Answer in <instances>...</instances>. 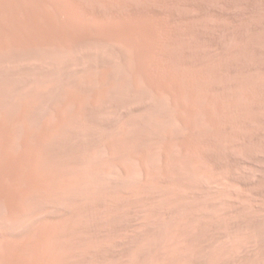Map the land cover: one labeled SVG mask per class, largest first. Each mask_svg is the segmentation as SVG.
Listing matches in <instances>:
<instances>
[{"label":"rangeland","instance_id":"1","mask_svg":"<svg viewBox=\"0 0 264 264\" xmlns=\"http://www.w3.org/2000/svg\"><path fill=\"white\" fill-rule=\"evenodd\" d=\"M198 1L0 0V264H264V0Z\"/></svg>","mask_w":264,"mask_h":264},{"label":"bare ground","instance_id":"2","mask_svg":"<svg viewBox=\"0 0 264 264\" xmlns=\"http://www.w3.org/2000/svg\"><path fill=\"white\" fill-rule=\"evenodd\" d=\"M35 1H36V0H35ZM110 1H111V0H110ZM114 1H115V0H114ZM116 1H117V0H116ZM200 1H202V0H199L198 2H200ZM214 1H215V0H214ZM216 1H217V0H216ZM219 1H220V0H219ZM221 1H222V0H221ZM247 1H248V0H247ZM141 2H142V1H141ZM145 2H146V0H145ZM145 2H144V3H145ZM147 2H148V1H147ZM147 2H146V4H147ZM183 2H184V1H183ZM210 2H211V1H210ZM212 2H213V1H212ZM212 2H211V3H212ZM224 2H227V1H224ZM229 2H230V1H229ZM233 2H234V1H233ZM108 3H109V2H108ZM112 3H113V2H112ZM139 3H140V2H139ZM175 3H176V2H175ZM189 3H190V2H189ZM201 3H202V2H201ZM204 3H205V2H204ZM215 3H216V2H215ZM231 3H232V2H231ZM6 4H7V3H6ZM109 4H111V3H109ZM115 4H116V2H115ZM115 4H113V5H115ZM141 4H142V3H141ZM141 4H140V5H141ZM185 4H186V3H185ZM205 4H206V3H205ZM212 4H213V3H212ZM225 4H227V3H225ZM118 5H119V4H118ZM152 5H154V4H152ZM189 5H190V4H189ZM230 5H231V4H230ZM3 6H4V5H3ZM18 6H19V5H18ZM122 6H123V5H121V7H122ZM133 6H134V5H133ZM144 6H145V5H144ZM148 6H149V5H148ZM155 6H156V5H155ZM168 6H169V5H168ZM199 6H200V5H199ZM202 6H203V3H202ZM205 6H206V5H205ZM216 6H217V5H216ZM219 6H222V5H219ZM20 7H21V5H20ZM119 7H120V6H119ZM135 7H136V6H135ZM140 7H141V6H140ZM186 7H187V6H186ZM207 7H208V6H207ZM6 8H7V7H6ZM133 8H134V7H133ZM148 8H149V7H148ZM154 8H155V7H154ZM163 8H164V7H163ZM168 8H169V7H168ZM192 8H193V6H192ZM199 8H200V7H199ZM205 8H206V7H205ZM224 8H225V7H224ZM9 9H10V8H9ZM145 9H146V8H143L142 10L145 11ZM155 9H156V8H155ZM159 9H160V8H159ZM170 9H171V8H170ZM190 9H191V8H190ZM203 9H204V8H203ZM213 9H214V8H213ZM222 9H223V8H222ZM10 10H11V9H10ZM137 10H138V9H137ZM166 10H167V9H166ZM178 10H179V9H178ZM194 10H196V9L194 8ZM206 10H207V9H206ZM215 10H217V9L215 8ZM225 10H226V9H225ZM12 11H13V10H12ZM146 11H150V10H146ZM153 11H154V10H153ZM153 11H150V12H152V13L149 12V15H150V14H151V15H154ZM167 11H168V10H167ZM213 11H214V10H213ZM158 12H159V11H158ZM161 12H163V11L161 10ZM170 12H171V10H170ZM219 12H220V10H219ZM139 13H140V12H139ZM141 13H142V12H141ZM208 13H209V12H208ZM221 13H222V12H221ZM145 14H146V13H145ZM165 14H166V13H165ZM175 14H176V13H175ZM215 14H216V13H215ZM215 14H214V15H215ZM131 15H132V14H131ZM143 15H144V14H143ZM151 15H150V17H152ZM156 15H157V13H156ZM219 15H220V13H219ZM234 15H235V14H234ZM161 16H162V15H161ZM167 16H169V15H167ZM223 16H225V15H223ZM232 16H233V15H232ZM232 16H231V17H232ZM237 16H238V15H237ZM45 17H46V16H45ZM55 17H56V16H55ZM55 17H54V20L56 19ZM142 17H143V16H142ZM154 17H155V16H154ZM156 17H157V16H156ZM217 17H218V16H217ZM239 17H240V16H239ZM136 18H137V17H136ZM160 18H162V17H160ZM166 18H167V17H166ZM180 18H181V17H180ZM180 18H179V19H180ZM182 18H183V17H182ZM224 18H225V17H224ZM241 18H242V17H241ZM129 19H130V18H129ZM134 19H135V18H134ZM153 19H154V18H153ZM48 20H50V19H48ZM131 20H132V19H131ZM142 20H143V19H142ZM142 20H141V21H142ZM148 20H149V19H148ZM194 20H196V19H194ZM218 20H219V19H218ZM45 21H46V20H45ZM52 21H53V19H52ZM113 21H114V20H113ZM133 21H134V20H133ZM150 21H151V20H150ZM160 21H161V20H160ZM47 22H48V21H47ZM47 22H46V23H47ZM50 22H51V21H50ZM144 22H145V21H144ZM152 22H153V21H152ZM155 22H156V20H155ZM186 22H187V21H186ZM195 22H196V21H195ZM220 22H221V21H220ZM46 23H44V24H46ZM51 23H52V22H51ZM141 23H142V22H141ZM158 23H159V21H158ZM175 23H176V22H175ZM189 23H190V22H189ZM196 23H198V22H196ZM224 23H225V22H224ZM245 23H246V22H245ZM26 24H27V23H26ZM132 24H133V23H132ZM151 24H152V23H151ZM160 24H161V23H160ZM178 24H179V23H178ZM192 24H193V23H192ZM220 24H222V23H220ZM228 24H229V23H228ZM40 25H41V24H40ZM56 25H57V24H56ZM141 25H142V24H141ZM144 25H145V24H144ZM155 25H156V24H155ZM157 25H158V24H157ZM161 25H162V24H161ZM166 25H167V24H166ZM187 25H188V24H187ZM229 25H230V24H229ZM237 25H238V24H237ZM243 25H244V24H243ZM245 25H246V24H245ZM247 25H248V24H247ZM250 25H251V24H250ZM44 26H45V25H44ZM110 26H111V25H110ZM112 26H113V24H112ZM116 26H117V24H116ZM131 26H132V25H131ZM138 26H139V25H138ZM193 26H194V25H193ZM196 26H198V25H196ZM199 26H200V25H199ZM217 26H218V25H217ZM221 26H222V25H221ZM224 26H225V25H224ZM239 26H240V25H239ZM66 27H67V26H65V28H66ZM142 27H143V26H142ZM148 27H151V26L149 25ZM159 27H160V26H159ZM159 27L157 26V28H159ZM161 27H162V26H161ZM219 27H220V26H219ZM229 27H230V26H229ZM245 27H246V26H245ZM36 28H38V27H36ZM36 28H35V29H36ZM41 28H42V27H41ZM44 28H45V27H44ZM46 28H47V27H46ZM116 28H117V27H116ZM121 28H122V27H121ZM143 28H144V27H143ZM175 28H176V27H175ZM183 28H184V27H183ZM186 28H188V27H186ZM192 28H193V27H192ZM214 28H216V27H214ZM217 28H218V27H217ZM221 28H222V27H221ZM237 28H238V27H237ZM246 28H247V27H246ZM21 29H22V28H21ZM124 29H127V28H124ZM145 29H146V28H145ZM148 29H149V28H148ZM152 29H154V28H152ZM168 29H169V28H168ZM195 29H196V28H195ZM198 29H199V28H198ZM198 29H197V30H198ZM201 29H202V27H201ZM227 29H228V28H227ZM231 29H232V28H231ZM235 29H236V28H235ZM263 29H264V28H263ZM8 30H9V29H8ZM30 30H31V29H30ZM30 30H29V31H30ZM41 30H42V29H41ZM43 30H44V29H43ZM45 30H46V29H45ZM55 30H56V29H55ZM114 30H115V29H114ZM143 30H144V29H143ZM150 30H151V29H150ZM177 30H180V29H177ZM197 30H196V31H197ZM211 30H213V28H212ZM215 30H216V29H215ZM250 30H251V29H250ZM0 31H1V30H0ZM36 31H37V30H36ZM38 31H39V30H38ZM38 31H37V33H38ZM47 31H48V30H47ZM47 31H46V33H47ZM109 31H110V30H109ZM122 31H123V30H122ZM122 31H121V32H122ZM128 31H129V30H128ZM164 31H165V30H164ZM189 31H190V30H189ZM203 31H204V30H203ZM209 31H210V30H209ZM217 31H218V30H217ZM232 31H233V30H232ZM235 31H236V30H235ZM242 31H243V30H242ZM245 31H246V30H245ZM23 32H24V31H23ZM26 32H27V31H26ZM75 32H76V31H75ZM104 32H105V31H103V33H104ZM106 32L108 33L107 30H106ZM115 32H116V31H115ZM185 32H186V31H185ZM192 32H193V30H192ZM207 32H208V31H207ZM212 32H213V31H212ZM218 32H219V31H218ZM226 32H227V31H226ZM233 32H234V31H233ZM233 32H232V33H233ZM248 32H249V31H248ZM3 33H4V32H3ZM8 33H9V32H8ZM31 33H32V32H31ZM31 33H30V34H31ZM33 33L35 34V32H33ZM112 33H113V32H112ZM117 33H118V32H117ZM126 33H127V32H126ZM146 33H147V32H146ZM148 33H149V32H148ZM156 33H157V32H156ZM156 33H155V34H156ZM166 33H167V32H166ZM168 33H169V32H168ZM197 33H198V31H197ZM197 33H196V34H197ZM201 33H202V32H201ZM215 33H216V31H215ZM219 33H220V32H219ZM228 33H229V32H228ZM235 33H236V32H235ZM242 33H243V32H242ZM242 33H241V34H242ZM245 33H246V32H245ZM250 33H251V32H250ZM250 33H249V34H250ZM1 34H2V33H1ZM12 34H13V33H12ZM109 34H110V33H109ZM132 34H133V33H132ZM162 34H164V33H162ZM177 34H178V33H177ZM193 34H194V32H193ZM198 34H199V33H198ZM202 34H203V33H202ZM208 34H209V33H208ZM212 34H213V33H212ZM230 34H231V30H230ZM230 34H229V35H230ZM247 34H248V33H247ZM10 35H11V34H10ZM25 35H26V34H25ZM51 35H52V34H51ZM73 35H75V34H73ZM78 35L80 36V38H79V40H76V42L78 43L77 45L80 44L82 47H83V46H85V47L87 46V48H83V49H90V50L92 51L91 46H92V48H93V45L95 44V46H96V47L94 46L95 48H98V49L101 48V49H103V51H105V52L111 54V57H113L114 59H116L118 62L120 61V60H119L120 58H118V55H116L114 51H113V52H114V53H113L110 49H108L109 46H108V47H107V46L104 47L105 45L102 46L100 43H94V44H92V45L90 46L91 43H89L88 41H86V39L82 38L83 36H82L81 34L78 33ZM105 35H106V33H105ZM111 35H112V34H111ZM120 35H121V33H120ZM123 35H124V34H123ZM148 35H149V34H148ZM174 35H175V34H174ZM178 35H179V34H178ZM199 35H200V34H199ZM233 35H234V34H233ZM239 35H240V34H239ZM244 35H246V34H244ZM244 35H243V36H244ZM4 36H5V35H4ZM31 36H32V35H31ZM42 36H43V35H42ZM42 36H41V37H42ZM107 36H108V35H107ZM129 36H130V33H129ZM157 36H158V35H157ZM187 36H188V35H187ZM195 36H196V35H195ZM197 36H198V35H197ZM201 36H204V35H201ZM206 36H208V35H206ZM219 36H220V35H219ZM224 36H225V35H224ZM241 36H242V35H241ZM241 36H240V37H241ZM7 37H8V35H7ZM86 37H87V36H86ZM125 37H126V35H125ZM165 37H167V36H165ZM175 37H177V36H175ZM183 37H184V36H183ZM183 37H182V38H183ZM204 37H205V36H204ZM208 37H209V36H208ZM232 37H233V36H232ZM249 37H250V36H249ZM3 38H4V37H3ZM54 38L57 39V37H56V33H55V35H54ZM121 38H123V37H121ZM155 38H156V37H155ZM155 38H154V39H155ZM180 38H181V36H180ZM182 38H181V39H182ZM184 38H186V37H184ZM189 38H190V37H189ZM192 38H194V37H192ZM211 38H212V37H211ZM215 38H216V37H215ZM221 38H223V37H221ZM228 38H229V37H228ZM127 39H128V38H127ZM176 39H177V38H176ZM186 39H187V38H186ZM195 39H196V38H195ZM197 39H198V38H197ZM207 39H208V38H207ZM217 39H218V38H217ZM53 40H54V39H53ZM99 40H100V39H99ZM129 40H130V38H129ZM150 40H151V39H150ZM156 40H157V39H156ZM158 40H159V38H158ZM182 40H183V39H182ZM182 40H180V41H182ZM190 40H191V39H190ZM198 40H199V39H198ZM201 40H202V39H201ZM201 40H200V41H201ZM218 40H219V39H218ZM220 40H221V39H220ZM225 40H226V39H225ZM231 40H232V39H231ZM257 40H258V39H257ZM54 41H55V40H54ZM126 41H127V40H126ZM176 41H177V40H176ZM178 41H179V40H178ZM202 41H203V40H202ZM204 41H205V40H204ZM238 41H239V40H238ZM247 41H248V40H247ZM55 42H56V41H55ZM156 42H157V41H156ZM158 42H159V41H158ZM184 42H185V41H184ZM187 42H189V41H187ZM187 42H185V43H187ZM190 42H191V41H190ZM236 42H237V41H236ZM255 42H256V41H255ZM149 43H150V42H149ZM179 43H182V42H179ZM179 43H178V44H179ZM206 43H207V42H206ZM258 43H259V42H258ZM102 44H103V43H102ZM105 44H106V43H105ZM151 44H152V43H151ZM183 44H184V43H183ZM225 44H227V42H226ZM225 44H223V46H224ZM228 44H229V43H228ZM234 44H235V42H234ZM248 44H249V42H248ZM1 45H2V44H0V46H1ZM5 45H6V44H5ZM7 45H8V44H7ZM7 45H6V47H7ZM106 45H107V44H106ZM108 45H109V44H108ZM111 45H112V44H111ZM207 45H208V44H207ZM230 45H231V44H230ZM230 45L228 46L229 48H230ZM240 45H241V44H240ZM240 45H239V46H240ZM242 45H243V43H242ZM3 46H4V45H3ZM168 46H169V45H168ZM180 46H181V44H180ZM248 46H249V45H248ZM77 47L80 48V46H77ZM89 47H90V48H89ZM112 47H113V45H112ZM210 47H211V45H210ZM235 47H236V46H235ZM245 47H247V46H245ZM18 48H19V47H18ZM20 48H22V46H21ZM95 48H94V49H95ZM110 48H111V46H110ZM180 48H181V47H180ZM225 48H226V47H225ZM242 48H243V47H242ZM23 49H24V48H23ZM101 49H100V51H101ZM114 49H115V48H114ZM157 49H158V47H157ZM170 49H171V48H170ZM176 49H177V48H176ZM217 49H218V48H217ZM235 49H236V48H235ZM243 49H244V48H243ZM245 49H246V48H245ZM19 50H20V49H19ZM21 50H22V49H21ZM79 50H80V49H79ZM116 50H117V49H116ZM154 50H155V48H154ZM206 50H207V49H206ZM223 50H224V49H223ZM225 50H226V49H225ZM238 50H239V49H238ZM241 50H242V49H241ZM2 51H3V49L1 50V52H2ZM10 51H11V50H10ZM26 51H27V50H26ZM28 51H29V50H28ZM85 51H89V50H85ZM91 51H90V52H91ZM103 51H101V52H103ZM128 51H129V50H128ZM158 51H159V50H158ZM209 51H210V50H209ZM215 51H216V49H215ZM246 51H247V50H246ZM1 52H0V53H1ZM3 52H4V51H3ZM14 52H15V53H14ZM20 52H21V51H20ZM94 52H95V51H94ZM101 52H100V53H101ZM117 52H120V51H117ZM212 52H213V50H212ZM233 52H234V51H233ZM240 52H241V51H240ZM11 53H14L15 55L17 54V55H18V56H17L18 58H16V56H15L14 54H13V55H14V57H15L17 60H19V62H20L19 54H18L19 52L17 51V53H16V51H13V49H12V52H11ZM24 53H25V52H24ZM24 53H23V54H24ZM87 53H88V52H87ZM95 53H96V52H95ZM97 53H98V52H97ZM107 53H104V54H107ZM129 53H130V51H129ZM208 53H209V52H208ZM208 53H207V54H208ZM213 53H214V52H213ZM238 53H239V52H238ZM241 53H242V52H241ZM241 53H240V54H241ZM244 53H245V52H244ZM244 53H243V55H244ZM250 53H251V52H250ZM8 54H9V53H8ZM91 54H92V53H91ZM93 54H94V53H93ZM98 54H99V53H98ZM101 54H102V53H101ZM109 54H108V55H109ZM166 54H167V53H166ZM168 54H169V53H168ZM176 54H177V53H176ZM204 54H205V49H204ZM215 54H216V52H215ZM215 54H214V55H215ZM231 54H234V53H231ZM247 54H248V53H247ZM29 55H30V53H29ZM102 55H103V54H102ZM102 55H101V56H102ZM108 55H107V56L105 55V56L108 57ZM120 55H121V54H120ZM151 55H152V54H151ZM158 55H159V54H158ZM179 55H180V54H179ZM183 55H184V54H183ZM0 56H1V55H0ZM27 56H28V55H27ZM27 56H26V57H27ZM86 56H87V55H86ZM86 56H85V57H86ZM88 56H89V54H88ZM88 56H87V58H88ZM94 56H95V55H94ZM94 56H91V57L94 58ZM222 56H223V54H222ZM222 56H221V57H222ZM12 57H13V56H12ZM22 57H23V55L21 56V53H20V58H22ZM111 57H109V58H111ZM177 57H178V56H177ZM184 57H185V56H184ZM208 57H209V55H208ZM218 57L220 58V56H218ZM218 57H217V58H218ZM226 57H227V56H226ZM15 58H12L13 60L10 62L9 65H11V64L13 63V61L15 60ZM23 58H24V57H23ZM93 58H91V59H92L91 62H93ZM98 58H99V57H98ZM215 58H216V57H215ZM224 58H225V57H224ZM231 58H232V57H231ZM233 58H234V57H233ZM238 58H239V57H238ZM242 58H243V57H242ZM247 58H248V57H247ZM25 59H26V58H25ZM27 59H29V58L27 57ZM81 59H82V58H81ZM81 59H80V60H81ZM91 59H89V60H91ZM95 59H96V58H95ZM95 59H94V61H95ZM105 59H108V58H105ZM126 59H127V58H126ZM128 59H129V57H128ZM208 59H209V58H208ZM213 59H214V58H213ZM220 59H222V58H220ZM240 59H241V58H240ZM249 59H250V58H249ZM8 60H9V59H8ZM22 60H23V59H22ZM31 60H32V59H31ZM52 60H53V59L51 58L50 62H51ZM54 60H55V59H54ZM54 60H53V61H54ZM89 60H88V61H89ZM97 60H98V59H97ZM116 60H115V62H116ZM233 60H234V59H233ZM2 61H3V60H2ZM2 61H1V63H2ZM9 61H10V60H9ZM23 61H25V60H23ZM26 61H27V60H26ZM45 61H47V59H46ZM56 61H58V60L56 59ZM83 61H86V59H85V60H82V62H83ZM88 61H87V62H88ZM107 61H108V60H107ZM111 61H113L112 58H111ZM207 61H208V60H207ZM225 61H226V60H225ZM252 61H253V60H252ZM19 62H18V63H19ZM39 62H40V61H39ZM59 62H60V60H59ZM87 62H85V63H87ZM91 62H90V64H92ZM120 62H121V61H120ZM120 62H119V64H120ZM213 62H214V61H213ZM242 62H243V61H242ZM249 62H250V61H249ZM8 63H9V62H8ZM16 63H17V62H16ZM46 63H47V62H46ZM53 63H54V62H53ZM85 63H82V64H85ZM94 63H95V62H94ZM94 63H93V65H94ZM183 63H184V62H183ZM229 63H230V62H229ZM243 63H244V62H243ZM47 64H49V63H47ZM61 64H62V63H61ZM99 64H100V63H99ZM99 64H98V65H99ZM109 64H110V63H109ZM111 64H112V63H111ZM116 64H117V63H116ZM211 64H212V63H211ZM16 65H17V64H16ZM52 65H53V64H52ZM177 65H178V64H177ZM221 65H222V64H221ZM241 65H242V64H241ZM7 66H8V64H7ZM13 66H14V65H13ZM21 66H23V65H21ZM48 66L50 67V64H49ZM54 66H55V65H54ZM58 66H59V65H58ZM58 66H57V67H58ZM85 66H86V64H85ZM95 66H96V63H95ZM154 66H156V65H154ZM159 66H160V65H159ZM161 66H162V65H161ZM166 66H168V65H166ZM179 66H180V65H179ZM9 67H10V66H9ZM51 67H52V66H51ZM55 67H56V66H55ZM57 67H56V68H57ZM103 67H104V66H103ZM172 67H173V66H172ZM218 67H219V66H218ZM225 67H226V66H225ZM225 67H224V68H225ZM53 68H54V67H53ZM59 68H60V67H59ZM87 68H89V66H88ZM106 68H107V67H106ZM150 68H151V66H150ZM167 68H168V67H167ZM214 68H215V67H214ZM220 68L222 69V67H219V69L216 68L217 71H219L218 74H222V73H220V72H221V71H220ZM232 68H233V66H232ZM10 69L12 70V68H10ZM17 69H19L18 66H17ZM156 69H157V68H156ZM158 69H159V68H158ZM164 69H165V68H164ZM216 69H215V70H216ZM227 69H228V68H227ZM227 69H226V70H227ZM1 70H2V69H1ZM3 70H4V69H3ZM7 70H8V69H7ZM11 70H10V71H11ZM152 70H153V68H152ZM211 70H212V69H211ZM213 70H214V69H213ZM213 70H212V71H213ZM224 70H225V69H224ZM224 70H223V72H224ZM230 70H231V69H230ZM232 70H233V69H232ZM54 71H55V70H54ZM163 71H164V70H163ZM169 71H170V70H169ZM212 71H211V73H212ZM6 72H7V71H6ZM104 72H105V71H104ZM93 73H94V71H93ZM125 73H126V72H125ZM129 73H130V72H129ZM161 73H163V72H161ZM224 73H225V72H224ZM95 74H96V73H95ZM103 74H104V73H103ZM105 74H106V73H105ZM105 74H104V75H105ZM107 74H108V73H107ZM126 74H127V73H126ZM179 74H180V73H179ZM198 74H199V73H198ZM213 74H215V73H213ZM86 75H87V74H86ZM98 75H99V73H98ZM101 75H102V74H101ZM104 75H103V77H104ZM128 75H129V74H128ZM164 75H165V74H164ZM170 75H171V74H170ZM225 75H226V73H225ZM91 76L93 77L94 75L91 74ZM109 76H110V75H109ZM156 76H158V75H156ZM223 76H224V75H223ZM223 76H222V77H223ZM87 77H88V76H87ZM89 77H90V76H89ZM95 77H96V76H95ZM161 77H162V76H161ZM171 77H172V76H171ZM209 77H210V76H209ZM212 77H213V75H212ZM215 77H216V76H215ZM220 77H221V76H220ZM225 77H226V76H225ZM262 77H263V76H262ZM98 78H101V77H98ZM105 78H107V77L105 76ZM210 78H211V77H210ZM226 78H227V77H226ZM259 78H260V77H259ZM108 79H109V78H108ZM170 79H171V78H170ZM170 79H169V80H170ZM172 79H173V78H172ZM172 79H171V80H172ZM204 79H205V78H204ZM219 79H220V78H219ZM221 79H222V78H221ZM262 79H263V78H262ZM90 80H91V79H90ZM209 80H210V79H209ZM259 80H260V79H259ZM157 81H158V78H157ZM206 81L209 82L208 79H206ZM206 81H204V82H206ZM217 81H218V80H217ZM204 82H203V83H204ZM259 82H260V81H259ZM261 82H262V81H261ZM263 82H264V81H263ZM158 83H159V82H158ZM171 83H173V82H171ZM194 83H195V82H194ZM209 83H210V82H209ZM207 84H208V83H207ZM211 84H212V82H211ZM211 84H210V85H211ZM240 84H241V83H239V85H240ZM254 84H255V83H254ZM256 84H257V82H256ZM259 84H260V83H259ZM261 84H262L261 86L264 85L263 83H261ZM119 85H120V84H119ZM161 85H162V84H161ZM239 85H238V86H239ZM158 86H159V85H158ZM205 86H206V83H205ZM213 86H214V85H213ZM259 86H260V85H259ZM259 86H258V87H259ZM206 87H207V86H206ZM239 87H240V86H239ZM122 88H123V87H122ZM124 88H125V87H124ZM124 88H123V89H124ZM186 88H188V87H186ZM195 88H196V86H195ZM237 88H238V87H237ZM241 88H242V87H241ZM247 88H248V87H247ZM263 88H264V87H263ZM126 89H127V88H126ZM235 89H236V88H235ZM243 89H244V88H243ZM186 90H187V89H186ZM211 90H212V89H211ZM240 90H241V89H240ZM248 90H249V89H248ZM189 91H190V90H189ZM252 91H253V89H252ZM241 92L243 93L244 91H241ZM245 92H247V90H246ZM125 93H126V92H125ZM144 93H145V92H144ZM247 93H248V92H247ZM253 93H254V91H253ZM257 93H258V92H257ZM215 94H216V93H215ZM237 94H238V93H237ZM249 94H250V93H249ZM142 95H143V94H142ZM148 95L151 96L152 94H151V95L148 94ZM153 95H154V94H153ZM189 95H190V94H189ZM191 95H192V94H191ZM213 95H214V93H213ZM239 95H241V93H239ZM242 95H243V94H242ZM242 95H241V96H242ZM129 96H130V95H129ZM214 96H215V95H214ZM216 96H217V95H216ZM219 96H220V95H219ZM134 97H135V96H134ZM136 97H137V96H136ZM152 97H153V96H152ZM246 97H247V96H246ZM142 98H143V96H142ZM142 98H140V99L142 100ZM153 98H154V97H153ZM210 98H211V97H210ZM228 98H229V97H228ZM237 98H238V97H237ZM239 98H240V97H239ZM201 99H202V98H201ZM201 99H200V100H201ZM223 99H225V98L223 97ZM245 99H246V98H245ZM136 100H138V99H136ZM146 100H147V98H146ZM146 100H145V101H142V102H146ZM194 100H195V99H194ZM226 100H229V99H226ZM130 101H131V100H130ZM150 101H151V100H150ZM155 101H156V100H155ZM155 101H154V102H155ZM202 101H203V100H202ZM222 101H223V100H222ZM231 101H232V100H231ZM240 101H241V98H240ZM127 102H128V101H127ZM138 102H139V100H138ZM138 102H137V104H138ZM198 102H199V101H198ZM226 102H227V101H226ZM238 102H239V101H238ZM132 103H133V102H132ZM132 103H128V104H131V106H133ZM148 103H149V102H148ZM164 103H165V102H164ZM203 103H204V102H203ZM212 103H213V101H212ZM242 103H243V102H242ZM126 104H127V103H126ZM135 104H136V103H134V105H135ZM140 104H141V103H140ZM155 104H156V102H155ZM155 104H154V106H155ZM165 104H166V103H165ZM199 104H200V103H199ZM223 104H224V103H223ZM237 104H239V103H237ZM237 104H236V107H235V108H238V107H237ZM146 105H147V103H146ZM152 105H153V104H152ZM163 105H164V104H163ZM213 105H214V104H213ZM241 105H242V104H241ZM135 106H136V105H135ZM135 106H134V107H135ZM165 106H166V105H165ZM165 106H164V107H165ZM208 106H209V105H208ZM208 106H207V107H208ZM128 107H130V106H128ZM149 107H150V106H149ZM217 107H218V106H217ZM125 108H126V107H125ZM162 108H163V107H162ZM214 108H215V106H214ZM228 108H229V107H228ZM243 108H244V107H243ZM243 108H242V109H243ZM259 108H260V107H259ZM165 109H166V108H165ZM191 109H192V108H191ZM232 109H234V108H232ZM155 110H156V109H155ZM155 110H154V111H155ZM187 110H188V109H187ZM201 110H202V109H201ZM223 110H224V109H223ZM223 110H222V111H223ZM239 110H240V109H239ZM259 110H260V109H259ZM197 111H198V110H197ZM235 111H236V110H235ZM215 112H216V111H215ZM217 112H218V111H217ZM217 112H216V113H217ZM224 112H225V111H224ZM260 112H261V111H260ZM158 113H162V112L160 111V112H158ZM192 113L194 114V112H192ZM222 113H223V112H222ZM262 113H264V111H263ZM198 114H199V113H198ZM198 114H197V115H198ZM238 114H239V113H238ZM186 115H188V113H187ZM200 115H201V114H200ZM205 115H207V114H205ZM217 115H218V114H217ZM220 115H222V114H220ZM227 115H228V114H227ZM259 115H260V114H259ZM188 116H189V115H188ZM188 116H187V117H188ZM191 116H192V115H191ZM198 116H199V115H198ZM201 116H202V115H201ZM201 116H199V117H201ZM224 116H225V115H224ZM224 116H223V117H224ZM236 116H237V115H236ZM263 116H264V115H263ZM203 117H204V116H203ZM209 117H210V116H209ZM242 117H243V116H242ZM239 118H241V117H237L236 119L238 120ZM190 119H191V118H190ZM196 119H197V118H196ZM204 119H205V118H204ZM200 120H202V119H200ZM242 120H243V118H242ZM262 120H263V119H262ZM202 121H203V120H202ZM207 121H208V120H207ZM218 121H219V120H218ZM218 121H217V122H218ZM222 121H224V120H222ZM233 121H234V120H233ZM224 122H225V121H224ZM235 122H236V120H235ZM262 122H263V121H262ZM218 123H219V122H218ZM232 123H233V122H232ZM228 124H229V123H228ZM233 124H234V123H233ZM203 125H204V124H203ZM205 125H206V124H205ZM223 125H224V124H223ZM231 125H232V124H231ZM207 126H208V125H207ZM211 126H212V125H210V127H211ZM228 126L230 127V125H228ZM261 126H262V125H261ZM204 127H205V126H204ZM217 127H218V126H217ZM221 127H222V126H221ZM224 127H225V126H224ZM232 127H233V126H231V129H232ZM205 128H207V127H205ZM208 128H209V127H208ZM262 128H263V127H262ZM91 129H92V128H91ZM209 129H211V128H209ZM228 130H229V129H228ZM234 130H235V129H234ZM234 130H233V131H234ZM94 131H95V130H94ZM210 131H211V130H210ZM219 131H220V130H219ZM223 131H224V130H223ZM238 131H239V130H238ZM213 132H214V131H213ZM94 133H95V132H94ZM226 133H227V132H226ZM233 133H235V132H233ZM233 133H232V134H233ZM239 133H240V131H239ZM239 133H237V134H239ZM91 134H93V133H91ZM91 134H90V135H91ZM224 134H225V133H224ZM92 136H93V135H92ZM95 136H96V134H95ZM239 136H240V135H239ZM97 137H98V136H97ZM200 137H201V136H200ZM234 137H235V136H234ZM100 138H101V137H100ZM238 138H239V137H238ZM90 139H91V138H90ZM90 139H89V140H90ZM94 139H95V138H94ZM173 139H174V138H173ZM97 140H98V139H97ZM201 140H202V139H201ZM86 141H87V140H86ZM92 141H93V139H92ZM175 141H176V140H175ZM197 142H199V141H197ZM92 143H93V142H92ZM177 143H179V142L177 141ZM93 144H94V143H93ZM179 144H180V143H179ZM179 144H178V146H179ZM88 145H89V143H88ZM95 145H96V144H95ZM202 148H203V147H202ZM202 148H201V149H202ZM206 148H207V147H206ZM195 149H196V147H195ZM198 149H199V148H198ZM207 151H208V150H207ZM207 151H206V152H207ZM205 154H206V153H205ZM210 157H211V156H210ZM184 158H185V157H184ZM215 158H216V157H215ZM215 158H214V160H215ZM145 159L147 160L148 158H145ZM185 159L190 160L189 157H188V158L186 157ZM211 159H212V158H211ZM209 160H210V159H209ZM222 160H223V158H222ZM210 161H211V160H210ZM215 161H216V160H215ZM148 162H149V161H148ZM191 162H192V160H191ZM193 162H194V161H193ZM193 162H192V163H193ZM224 162H225V161H224ZM215 164H216V163H215ZM215 164L213 163L214 166H215ZM195 165H196V164H195ZM196 167H197V165H196ZM215 167H216V166H215ZM221 167H222V166H220V168H221ZM194 168H195V167H194ZM216 168H217V167H216ZM221 169H222V168H221ZM195 171H196V170H195ZM190 174H191V172H190ZM194 174H195V173H194ZM191 175H192V174H191ZM225 175H227V174H225ZM232 177H233V176H232ZM168 178H169V177H168ZM225 178H226V177H225ZM172 180H173V179H171V181H172ZM237 180H239V179H237ZM237 180H235V181H237ZM166 181H167V180H166ZM169 181H170V180H169ZM175 181H176V180H175ZM228 181H229V180H228ZM232 181H233V180H232ZM235 181H234V182H235ZM174 183H175V182H174ZM174 183H173V184H174ZM176 183H177V182H176ZM178 183H179V182H178ZM178 183H177V185H178ZM181 183H183V182H181ZM259 183H260V182H259ZM262 183H264V182H262ZM262 183H261V184H262ZM170 184H171V183H170ZM183 184H184V183H183ZM233 184H234V183H233ZM160 185H161V184H160ZM163 185H164V184H163ZM163 185H162V186H163ZM194 185H195V184H194ZM196 185H197V184H196ZM165 186H166V185H164V187H165ZM178 186H179V185H178ZM182 186H183V185H182ZM186 186H187V184H186ZM245 186H246V185H245ZM160 187H161V186H160ZM183 187H184V186H183ZM201 187H202V186H201ZM161 188H162V187H161ZM179 188H180V186H179ZM186 188H187V187H186ZM190 188H191V187H190ZM190 188H189V189H190ZM195 188H196V187H194V189H195ZM198 188H199V187H198ZM162 189H163V188H162ZM200 189H201V188H200ZM200 189H199V190H200ZM201 190H202V189H201ZM202 191H203V190H202ZM200 192H201V191H200ZM249 192H250V191H249ZM250 193H252V192H250ZM200 194H201V193H200ZM221 194H222V193H221ZM225 194H226V193H225ZM262 194H263V193H262ZM32 195H34V194H32ZM191 195H192V193H191ZM203 195H204V193H203ZM226 195H227V194H226ZM226 195H223V196H226ZM199 196H200V195H199ZM201 196H202V195H201ZM221 196H222V195H221ZM221 196H220V199H221ZM229 196H230V195H229ZM21 197H22V196H21ZM187 197H188V196H187ZM202 197H204V196H202ZM215 197H216V196H215ZM26 198H27V197H26ZM35 198H36V197H35ZM95 198H96V197H95ZM263 198H264V197H263ZM22 199H23V198H22ZM91 199H92V198H91ZM98 199H99V197H98ZM101 199H102V198H101ZM185 199H186V198H185ZM187 199H188V198H187ZM225 199H226V198H225ZM34 200L36 201V199H34ZM190 200H191V199H190ZM202 200H203V198H202ZM211 200H212V199H211ZM211 200H209V201H211ZM227 200H228V199H227ZM96 201H97V200H96ZM182 201H184V200H182ZM204 201H205V200H204ZM213 201H214V200H213ZM213 201H212V202H213ZM216 201H217V200H216ZM230 201H231V200H230ZM223 202H224V200H223ZM22 203H23V202H22ZM103 203H104V202H103ZM105 203H106V202H105ZM183 203H184V202H183ZM219 203H220V202H219ZM235 203H237V202L235 201ZM36 204H37V203H36ZM100 204H101V203H100ZM184 204H185V203H184ZM186 204H188V203H186ZM204 204H205V203H204ZM210 204H211V203H210ZM222 204H223V203H222ZM26 205H27V204H26ZM33 205H34V204H33ZM224 205H226V207H227V204H224ZM232 205H233V204H232ZM30 206H32V205H30ZM103 206H104V205H103ZM152 206H153V205H152ZM152 206H151V207H152ZM188 206H189V205H188ZM190 206H191V205H190ZM193 206H195V205H193ZM196 206H197V204H196ZM219 206H220V205H219ZM235 206H236V205H235ZM155 207H156V206L154 205V208H155ZM222 207H223V206H222ZM222 207H221V208H222ZM233 207H234V206H233ZM233 207H232V208H233ZM33 208H34V209H32V210H35L34 213H37V211H36V207L34 206ZM98 208H100V207L97 206V209H98ZM105 208H106V205H105ZM105 208H104V209H105ZM154 208H153V209H154ZM193 208H194V207H193ZM206 208H207V207H206ZM230 208H231V207H230ZM238 208H239V205H238ZM245 208H246V207H245ZM101 209H102V208H100V210H101ZM106 209H108V208H106ZM157 209H159V208H157ZM219 209H220V208H219ZM223 209H224V207H223ZM238 210H239V209H238ZM242 210H244V209L242 208ZM193 211H194V210H193ZM221 211H222V210H221ZM249 211H250V210H249ZM98 212H99V211H98ZM155 212H156V211H155ZM222 212H223V211H222ZM226 212H227V211H226ZM226 212H225V213H226ZM244 212H245V211H244ZM152 213H153V212H152ZM152 213H151V214H152ZM161 213H162V211H161ZM200 213H201V212H200ZM246 213L248 214V212H246ZM250 213H251V212H250ZM230 214H231V212H230ZM155 215H156V214H155ZM158 215H160L159 212H158ZM223 215H225V214H223ZM240 215H241V214H240ZM253 215H254V214H253ZM255 215H256V214H255ZM179 216H180V215H179ZM203 216H204V215H203ZM232 216H233V215H232ZM150 217H151V216H150ZM180 217H181V216H180ZM185 217H186V216H185ZM187 217H188V216H187ZM225 217H226V216H225ZM233 217H234V216H233ZM250 217H251V216H250ZM255 217H256V216H255ZM153 218H154V217H153ZM158 218H159V217H158ZM176 218H177V217H176ZM247 218H248V217H247ZM150 219H151V218H150ZM159 219H160V218H159ZM178 219H179V218H178ZM181 219H182V218H181ZM181 219H180L179 221H181ZM187 219H188V218H187ZM206 219H207V218H206ZM226 219L228 220L227 217H226ZM233 219H234V218H233ZM148 220H149V218H148ZM151 220H152V219H151ZM155 220H156V219H155ZM183 220H184V219H183ZM183 220H182V224H183V222H184L186 219H185L184 221H183ZM214 220H215V219H214ZM214 220H213V221H214ZM227 220H226V222H227ZM257 220H258V219H257ZM152 221H153V220H152ZM206 221H207V220H206ZM210 221H211V220H210ZM231 221H232V220H231ZM236 221H237V220H236ZM238 221H239V220H238ZM249 221H250V220H249ZM98 222H99V220H98ZM101 222H103V221H101ZM187 222H188V221H187ZM190 222H191V221H190ZM216 222H217V221H216ZM251 222H252V221H251ZM251 222H250V223H251ZM205 223H206V222H205ZM210 223H211V222H210ZM214 223H215V222H214ZM228 223H229V221H228ZM259 223H260V222H259ZM188 224H189V223H188ZM199 224H200V223H199ZM241 224H242V223H241ZM251 224H252V223H251ZM190 225H191V223H190ZM221 225H222V224H221ZM230 225H231V224H230ZM232 225H233V224H232ZM255 225H256V224H255ZM222 226H223V225H222ZM250 226H252V225H250ZM159 227H160V226H159ZM161 227H162V226H161ZM161 227H160V228H161ZM190 227H191V226H190ZM215 227H216V226H215ZM217 227H218V226H217ZM225 227H226V225H225ZM227 227H228V226H227ZM236 227H237V224H236ZM238 227H239V226H238ZM194 228H195V227H194ZM196 228H197V227H196ZM228 228H229V227H228ZM228 228H227V229H228ZM162 229H163V228H162ZM188 230H189V229H188ZM190 230H191V229H190ZM194 230H195V229H194ZM198 230H199V229H198ZM230 230H231V229H230ZM230 230H229L228 232H230ZM242 230H243V229H242ZM263 230H264V229H263ZM226 231H227V230H226ZM226 231H225V232H226ZM248 231H249V230H248ZM255 231H256V230H255ZM187 232H188V231H187ZM194 232H196V231H194ZM199 232H200V231H199ZM215 232H216V231H215ZM219 232H220V231H219ZM223 232H224V231H223ZM244 232H245V231H244ZM197 233H198V232H197ZM197 233H196V235H197ZM226 233H227V232H226ZM176 234H177V233H176ZM178 234H179V233H178ZM186 234H187V233H186ZM194 234H195V233H194ZM198 234H199V233H198ZM218 234H219V233H218ZM250 234H251V233H250ZM188 235L190 236V234H188ZM199 235H201V233H200ZM199 235H198V236H199ZM216 235H217V234H216ZM223 235H225V234H223ZM234 235H235V234H232V236H234ZM258 235H260V234H258ZM179 236H180V235H179ZM181 236H182V235H181ZM201 236H202V235H201ZM255 236H256V235H255ZM255 236H254V237H255ZM262 236H263V235H261L260 237H262ZM177 237H178V236H177ZM185 237H186V236H185ZM190 237H191V236H190ZM213 237H214V236H213ZM213 237H212V238H213ZM225 237L228 238L227 236H225ZM178 238L180 239V237H178ZM183 238H184V237H183ZM183 238H181V239H183ZM238 238H239V237H238ZM238 238H237V240H239ZM240 238H241V237H240ZM191 239H192V238H191ZM196 239H197V238H196ZM198 239H199V237H198ZM214 239H215V238H214ZM183 240H184V239H183ZM183 240H182V241H183ZM226 240H227V239H226ZM249 240H250V239H249ZM252 240H253V239H252ZM235 241H236V240H235ZM242 241H243V240H242ZM242 241H241V242H242ZM259 241H260V240H259ZM186 242H187V241H186ZM194 242H195V241H194ZM199 242H200V240H199ZM230 242H231V241H230ZM237 242H238V241H237ZM241 242H240V243H241ZM249 242H250V241H249ZM255 242H256V244H257V241H255ZM263 242H264V241H263ZM189 243H191V242H189ZM189 243H188V244H189ZM234 243H235V242H234ZM184 244H185V243H184ZM191 244H192V243H191ZM200 244H201V243H200ZM238 244H239V242H238ZM250 244H251V243H250ZM231 245H232V243H231ZM241 245H243V243H242ZM253 245H254V244H253ZM253 245H252V246H253ZM190 246H191V245H190ZM192 246H193V245H192ZM192 246H191V247H192ZM196 246H197V245H196ZM200 246H201V245H200ZM234 246H235V245H233V247H234ZM131 247H132V246H131ZM237 247H238V245H237ZM239 247H240V246H239ZM250 247H251V246H250ZM253 247H254V246H253ZM256 247H257V245H256ZM256 247H254V248H256ZM47 248H48V247H47ZM186 248H188V247L186 246ZM193 248L195 249V247H193ZM231 248H232V247H231ZM231 248H230V249H231ZM50 249H51V248H50ZM104 249H105V247H104ZM190 249H191V248H190ZM190 249H188V250H190ZM233 249H234V248H233ZM261 249H262V248H261ZM92 250H93V249H92ZM101 250H103V249H101ZM241 250H243V249H241ZM249 250H250V249H249ZM93 251H94V250H93ZM95 251H96V250H95ZM237 252H238V251H237ZM255 252H256V250H255ZM257 252H258V251H257ZM261 252H262V250H261ZM99 253H100V252H99ZM190 253H192V252L190 251ZM234 253H235V250H234ZM240 253H241V251H240ZM259 253H260V252H259ZM29 254H30V253H29ZM38 254H39V253H38ZM94 254H96V253H94ZM237 254H238V253H237ZM251 254H252V253H251ZM255 254H256V253H255ZM30 255H31V254H30ZM33 255H35V254L33 253ZM39 255H41V254H39ZM96 255H98V254H96ZM238 255H239V254H238ZM252 255H253V254H252ZM256 255H257V254H256ZM37 256H38V255H37ZM37 256H36V257H37ZM41 256H42V255H41ZM100 256H101V255H100ZM221 256H222V255H221ZM233 256H234V255H233ZM236 256H237V255H236ZM254 256H255V255H254ZM254 256H253V257H254ZM104 257H105V255H104ZM104 257H103V258H104ZM41 258H43V257H41ZM68 258H69V257H68ZM76 258H77V257H76ZM99 258H100V257H99ZM71 259H72V258H71ZM82 259H83V258H82ZM249 259H250V258H249ZM30 260H32V259H30ZM75 260H76V259H75ZM190 260H191V259H190ZM222 260H223V259H222ZM227 260H228V259H227ZM227 260H226V261H227ZM251 260H252V259H251ZM257 260H258V259H257ZM36 261H37V260H36ZM69 261H70V260H69ZM83 261H84V260H83ZM83 261H82V262H83ZM220 261H221V260H220ZM223 261H224V260H223ZM237 261H238V260H237ZM260 261H261V260H260ZM260 261H259V262H260ZM37 262H38V261H37ZM71 262H72V261H71ZM77 262H78V261H76L75 263H77ZM79 262H80V261H79ZM168 262H169V261H168ZM191 262H192V261H191ZM217 262H218V261H217ZM234 262H235V261H234ZM263 262H264V261H263ZM73 263H74V262H73ZM73 263H72V264H73ZM221 263H222V262H221ZM231 263H232V262H231ZM38 264H39V263H38ZM85 264H87V263H85ZM171 264H172V262H171ZM216 264H217V263H216ZM249 264H250V263H249ZM262 264H263V263H262Z\"/></svg>","mask_w":264,"mask_h":264}]
</instances>
